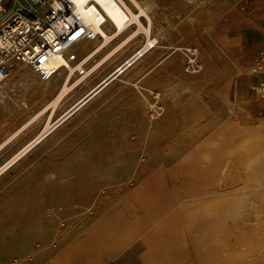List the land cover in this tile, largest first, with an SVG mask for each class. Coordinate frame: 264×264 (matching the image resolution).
Segmentation results:
<instances>
[{
    "label": "rangeland",
    "instance_id": "1",
    "mask_svg": "<svg viewBox=\"0 0 264 264\" xmlns=\"http://www.w3.org/2000/svg\"><path fill=\"white\" fill-rule=\"evenodd\" d=\"M124 1L151 33L77 45L81 83L55 107L64 67L48 80L15 62L5 81L0 170L57 125L0 172V264H264V107L239 96L224 48L251 0Z\"/></svg>",
    "mask_w": 264,
    "mask_h": 264
},
{
    "label": "built area",
    "instance_id": "2",
    "mask_svg": "<svg viewBox=\"0 0 264 264\" xmlns=\"http://www.w3.org/2000/svg\"><path fill=\"white\" fill-rule=\"evenodd\" d=\"M14 3L19 5L18 10L0 25V95L15 62L31 66L47 79L50 63L62 58L69 62L76 60L74 47L100 37L91 17H98L104 29L108 22L113 25L105 9L95 0L84 3L81 8L75 0H23L21 4L14 0ZM5 12L6 0H0V16ZM155 45L156 42L149 49ZM253 72L264 75V52L256 56ZM254 90L264 97V81Z\"/></svg>",
    "mask_w": 264,
    "mask_h": 264
},
{
    "label": "bare ground",
    "instance_id": "3",
    "mask_svg": "<svg viewBox=\"0 0 264 264\" xmlns=\"http://www.w3.org/2000/svg\"><path fill=\"white\" fill-rule=\"evenodd\" d=\"M78 7H82V5L90 0H75ZM97 1L106 11L107 15L110 17V19L113 22V25L116 26V28H114V31H108L106 29H104L102 26H100L99 21L100 19H98V17H91L90 19L95 23V30L100 34V37L102 38L103 43H107L112 41L113 39H115L116 37H118L121 33H123L124 31H126L129 26L132 23H137V25L140 26L141 29H144V31L147 33V35H149L151 33V26H149V28H146L143 26V24L141 23L140 17L142 15H147V12L143 9L140 8V14H135L130 8L129 6L125 3L124 0H95ZM135 2V1H134ZM138 4V3H137ZM136 34V32L131 35L130 38L134 37ZM127 38V37H126ZM130 38H127L130 40ZM120 39V38H119ZM134 39V38H133ZM117 41V40H116ZM128 40H126L127 42ZM126 42H122L123 44L119 45V47L117 48H122L124 46V44ZM116 43V42H115ZM120 43V42H119ZM155 41H148L147 45L140 50V54H136L134 57L128 59L122 66H120L118 68V70H116L115 73H113L112 75H110L107 79H105L99 86H97L94 90H92L90 93H88L83 99H81L78 103H76L70 110H68L62 117H61V121L64 120L66 117H68L69 115L73 114L77 109H79L82 105H84L87 101H89V99H91L92 95L97 92L102 86H106L109 81L112 79H114L118 74L123 73L129 66H131L134 61H136V59L139 56H143L145 54L146 51L150 50L149 47L150 45L154 44ZM97 46V45H96ZM84 47L86 48L87 45H84ZM102 47V43L101 46L99 45V47H97L95 50H93V52H91L92 54H94L96 51H98L100 48ZM125 47V46H124ZM115 49V47H114ZM91 49L88 51H92ZM116 52V51H113ZM90 53V55L88 56V58L90 56H92V54ZM108 54V53H107ZM111 54V52H110ZM115 55V54H114ZM109 57V55H108ZM111 57V56H110ZM87 59V58H86ZM106 59V58H105ZM88 60V59H87ZM108 60V59H107ZM61 65L64 66L63 69L68 70V74H67V78L65 81V84L63 85V88L60 90L59 95H57V98H55V100L52 103V107H55L71 90H73V88H75L76 86H78L81 81L77 80V82H75L74 84H69V81L71 79V77L73 76V74L75 73L76 68H73L69 61H67L65 58L62 59H58L56 62H52L47 66V74L49 75V77L47 78L48 80H50L52 77H54L61 69ZM79 68V65L77 66ZM82 69V68H79ZM29 72V71H28ZM26 72V73H28ZM30 75V73H29ZM26 79V78H25ZM30 80V79H29ZM31 81V80H30ZM33 84L37 85L38 87H41L42 84H44V82L40 81L39 79H37V77H33L32 81ZM50 83V82H49ZM64 83V82H63ZM51 89V88H50ZM59 92V90H58ZM89 98V99H88ZM73 111V112H72ZM72 112V113H71ZM29 124V123H28ZM28 124H26L24 127H26ZM57 124L55 125H48L47 128L45 129V131L39 135L36 139H34L33 141H31L29 144H27L19 154H17L16 156H14L1 170H4L7 166L11 165L12 163H14L15 161H17L18 159H20L22 157V155H24L28 150H30L32 147H34L36 144H38L39 142H41L47 135L48 133L55 128ZM259 144H262L261 141H258ZM244 148H247V146H244ZM264 159V151L261 148L260 153L258 154V160H262Z\"/></svg>",
    "mask_w": 264,
    "mask_h": 264
},
{
    "label": "crops",
    "instance_id": "4",
    "mask_svg": "<svg viewBox=\"0 0 264 264\" xmlns=\"http://www.w3.org/2000/svg\"><path fill=\"white\" fill-rule=\"evenodd\" d=\"M248 6H250L248 14L231 23L234 33L229 36L227 46L224 48L232 58L234 70L239 74V96L244 97L243 100L248 105H253L251 91L264 81V75L253 72L256 56L264 52V0H251ZM256 107H253L251 111H254ZM258 107H264V97H261Z\"/></svg>",
    "mask_w": 264,
    "mask_h": 264
},
{
    "label": "water",
    "instance_id": "5",
    "mask_svg": "<svg viewBox=\"0 0 264 264\" xmlns=\"http://www.w3.org/2000/svg\"><path fill=\"white\" fill-rule=\"evenodd\" d=\"M110 81H112V79L110 80ZM109 81V82H110ZM102 88H104V86H102L97 92H95L91 97H93L95 94H97ZM89 99V98H88Z\"/></svg>",
    "mask_w": 264,
    "mask_h": 264
}]
</instances>
